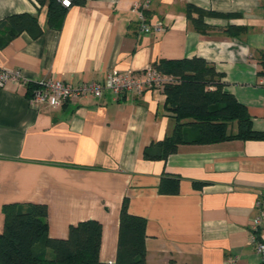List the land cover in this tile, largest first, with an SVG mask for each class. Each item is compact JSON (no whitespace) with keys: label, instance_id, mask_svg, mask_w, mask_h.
<instances>
[{"label":"crops","instance_id":"crops-1","mask_svg":"<svg viewBox=\"0 0 264 264\" xmlns=\"http://www.w3.org/2000/svg\"><path fill=\"white\" fill-rule=\"evenodd\" d=\"M145 1L78 0L57 31L35 0H0V22L28 13L43 29L37 39L25 32L0 49V71L28 82L0 87V234L5 205H45L54 239H67L82 221L100 222L99 258L113 264L126 200L129 213L146 220V264H262L250 229L264 200V141L181 145L153 161L144 150L175 128L162 89L58 108L28 102L29 88L44 80L79 85L202 58L223 74L224 90L247 109L253 129L264 132V0H150L148 22L165 30L149 34L134 9ZM189 6L208 13L204 33ZM237 130L232 123L230 132ZM163 180H176L177 193H162Z\"/></svg>","mask_w":264,"mask_h":264},{"label":"trees","instance_id":"trees-1","mask_svg":"<svg viewBox=\"0 0 264 264\" xmlns=\"http://www.w3.org/2000/svg\"><path fill=\"white\" fill-rule=\"evenodd\" d=\"M47 7L50 29L61 30L67 13L59 0H35ZM78 0H73L77 3ZM196 11L198 30L205 32L202 19L208 13L188 7V15ZM37 39L43 34L37 15H13L0 22V49L5 48L22 33ZM172 76L174 83L162 90L167 96V111L175 122L171 135L144 150L147 160L165 161L178 152L181 145H210L232 140L264 141V132L253 129L247 109L224 90L223 74L202 58L163 60L153 65ZM34 89V88H33ZM32 88H29V95ZM238 123L236 134L230 132L232 123ZM163 180L162 193H177L176 180ZM5 226L0 234V264H110L100 261L102 225L87 220L73 225L67 239L49 236L48 208L45 205L15 204L3 207ZM264 228L251 231L257 240ZM113 264H146V220L129 213L125 200L120 212L118 251ZM264 264V260L262 261Z\"/></svg>","mask_w":264,"mask_h":264},{"label":"built area","instance_id":"built-area-1","mask_svg":"<svg viewBox=\"0 0 264 264\" xmlns=\"http://www.w3.org/2000/svg\"><path fill=\"white\" fill-rule=\"evenodd\" d=\"M59 1L65 8H70L73 3V0ZM150 5L151 1L147 0L144 3L136 4L134 8L138 12L140 31L146 34L152 31L163 32L165 30L163 24L152 25L148 22L146 12ZM8 81L28 86L27 80L19 72L0 71V87H4ZM174 82L172 76L162 73L152 65L140 72L126 74L117 71L109 72L103 81H86L79 85L56 79L44 80L39 86L32 89L28 102L32 108L42 106L58 108L79 98L100 99L106 93H110L115 100L119 101L129 94L142 95L150 90H160L166 84ZM259 85L264 88V69L259 79ZM255 207L258 210V215L253 220L250 229L254 233L264 228V200L259 199ZM254 233L251 235V243L256 246L263 261L264 244L257 240Z\"/></svg>","mask_w":264,"mask_h":264}]
</instances>
